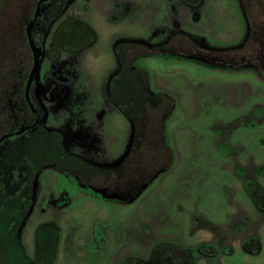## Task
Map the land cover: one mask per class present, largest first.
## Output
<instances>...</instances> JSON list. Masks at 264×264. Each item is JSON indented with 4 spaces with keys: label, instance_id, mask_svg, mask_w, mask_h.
<instances>
[{
    "label": "rangeland",
    "instance_id": "obj_1",
    "mask_svg": "<svg viewBox=\"0 0 264 264\" xmlns=\"http://www.w3.org/2000/svg\"><path fill=\"white\" fill-rule=\"evenodd\" d=\"M40 1L0 0V132L26 121L30 24L40 51L31 84L39 126L0 145V264H120L147 260L158 243L190 248L195 264H264V203L258 209L245 187L264 191V81L251 70L134 59L150 91L171 102L173 164L130 202L106 193L126 197L133 179L124 161L135 129L123 96L109 94L122 46L237 47L236 1L47 0L34 19ZM147 159L142 148L144 172ZM202 246L217 254L199 255Z\"/></svg>",
    "mask_w": 264,
    "mask_h": 264
},
{
    "label": "trees",
    "instance_id": "obj_2",
    "mask_svg": "<svg viewBox=\"0 0 264 264\" xmlns=\"http://www.w3.org/2000/svg\"><path fill=\"white\" fill-rule=\"evenodd\" d=\"M235 1L240 10L245 30V39L237 47L216 49L199 46L197 48L191 43L188 48L179 46V43L174 44V48L168 44L150 47L135 44L122 46L120 69L118 74L112 78L109 94L114 99L123 96V105L125 106L122 105L119 109L134 127L136 135L133 150L128 154V159L124 161L125 164L123 163L132 172L133 179L127 181L125 189L121 192V195H126V197H117V193H110L106 190V193L110 194L112 199H123L122 201L125 202L132 201L135 199L133 196L140 194L158 176L170 170L173 164L172 151L164 131L171 102L167 97L150 91L147 75L134 65L136 59L148 56L165 59L178 57L197 62L211 69L251 70L259 79L264 81V0ZM175 37L181 42L189 43L190 41L180 34ZM28 78L29 76L24 79V88ZM125 83L128 85L125 86ZM128 86L131 87L129 91ZM116 104L118 105V103ZM117 105L115 106L118 107ZM22 106L29 122H32V118L34 121L37 120L36 114H31L23 99ZM149 112L154 115L150 123L146 120ZM30 124L22 127L14 125L8 130L0 132V145L3 146V143L11 137H20L26 131L36 127L34 122ZM142 148H145L148 153V165L151 166L148 172L141 170L140 167L142 166L139 167L135 163L139 161ZM143 174L146 175L145 178H142ZM252 188L250 185L247 186L250 192ZM129 193L133 194L128 197ZM259 194L264 197L263 193L259 192ZM259 207H261L260 204H257L258 209ZM246 247L245 250H248ZM196 252L209 258L217 254L214 248L207 246L199 247ZM251 252L257 253L256 248ZM120 264H195L194 251L176 243H158L152 248L147 260L126 259Z\"/></svg>",
    "mask_w": 264,
    "mask_h": 264
},
{
    "label": "flooded vegetation",
    "instance_id": "obj_3",
    "mask_svg": "<svg viewBox=\"0 0 264 264\" xmlns=\"http://www.w3.org/2000/svg\"><path fill=\"white\" fill-rule=\"evenodd\" d=\"M39 3V2H38ZM39 8H40V6H39ZM38 12H39V10H38ZM28 42V41H27ZM28 46H29V44H28ZM36 50H37V48L36 47H34ZM29 50H30V52H31V49H30V47H29ZM31 56H32V53H31ZM32 84V83H31ZM26 87V86H25ZM24 91H25V88H24ZM23 100L25 101V103H26V105L28 106V109L30 110V112H31V114H33V115H35L36 114V117H37V120H33V118H32V122H34V126H36L34 129H30V130H28V131H26L24 134H26V133H28V132H30V131H32V130H35V129H37L38 128V126H39V121H40V110L37 108V106H36V104H35V101H34V98L32 97V94H31V86H30V89H29V93H28V100H29V104L31 105H29L28 104V102L26 101V99H25V93H23ZM32 122H29L28 121V119L26 118V121L20 126V127H22V126H25V125H31L30 123H32ZM23 134V135H24ZM22 135V136H23ZM251 186V187H253L252 188V190H251V192L247 189V186ZM246 192H247V194L251 197L250 199L253 201V203L255 204V206L257 207V204H261V203H264L263 201H264V197L263 196H261V194H259V192L260 193H263L264 194V191L260 188V187H258L257 185H255L254 183L252 184V183H247L246 184ZM259 191V192H258ZM252 193V194H251ZM257 203V204H256Z\"/></svg>",
    "mask_w": 264,
    "mask_h": 264
},
{
    "label": "water",
    "instance_id": "obj_4",
    "mask_svg": "<svg viewBox=\"0 0 264 264\" xmlns=\"http://www.w3.org/2000/svg\"><path fill=\"white\" fill-rule=\"evenodd\" d=\"M44 1H47V0H41L38 3L37 8H36V14L34 16V19L37 17V12L39 10L40 4L42 2H44ZM31 28H32V24L28 25V27L26 29V37H27V41H28V44H29V47H30L31 53H32V68H31V72H30V75H29V78H28L26 87H25V91H24V93H25V99L28 102V104H29L28 93H29V89H30V86H31V83H32V80H33V76L35 74L36 67H37V64H38V61H39V53H40V51L39 50H36L34 48V46H33V43H32V40H31Z\"/></svg>",
    "mask_w": 264,
    "mask_h": 264
},
{
    "label": "crops",
    "instance_id": "obj_5",
    "mask_svg": "<svg viewBox=\"0 0 264 264\" xmlns=\"http://www.w3.org/2000/svg\"><path fill=\"white\" fill-rule=\"evenodd\" d=\"M84 100H85V102L83 103V105L86 104L88 101H90L89 98H85ZM77 102H78V99L75 100L74 102H72L70 105H73V104H74V105H77ZM114 106H115V105H114ZM73 109H74V110L77 109V110L83 111V109L79 108V106H77V107L75 106ZM113 109H114V107H113ZM114 111H117V109H115ZM80 113H81V112H80ZM80 113L77 112V116H78ZM85 113H86V112H85ZM75 114H76V112H75ZM75 127H76V126H75ZM108 151H109V150H108ZM110 151H114V150H110ZM115 151H116V150H115ZM120 151H121V149H120L118 152H120ZM116 156H118V154H117ZM90 158H91V157H90ZM93 158H95V157H93Z\"/></svg>",
    "mask_w": 264,
    "mask_h": 264
}]
</instances>
